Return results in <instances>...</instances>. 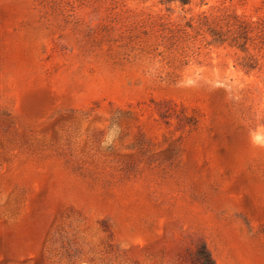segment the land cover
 <instances>
[{
	"label": "rangeland",
	"instance_id": "obj_1",
	"mask_svg": "<svg viewBox=\"0 0 264 264\" xmlns=\"http://www.w3.org/2000/svg\"><path fill=\"white\" fill-rule=\"evenodd\" d=\"M201 246L264 264V0H0V264Z\"/></svg>",
	"mask_w": 264,
	"mask_h": 264
},
{
	"label": "trees",
	"instance_id": "obj_2",
	"mask_svg": "<svg viewBox=\"0 0 264 264\" xmlns=\"http://www.w3.org/2000/svg\"><path fill=\"white\" fill-rule=\"evenodd\" d=\"M178 2L181 5H185L188 3V0H178ZM237 26V37L238 39H243L245 40V35L247 33L245 26L242 23L236 24ZM209 34L211 36V44L212 45H222L224 42L223 36L220 32L216 30H209ZM244 44H240L238 47L242 49ZM248 68H251V66H247ZM197 261L198 264H213V261L207 252L205 246H201L200 250L198 251L197 255Z\"/></svg>",
	"mask_w": 264,
	"mask_h": 264
}]
</instances>
